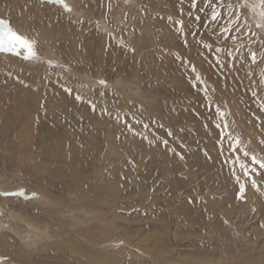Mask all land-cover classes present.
Returning <instances> with one entry per match:
<instances>
[{
	"label": "rangeland",
	"instance_id": "rangeland-1",
	"mask_svg": "<svg viewBox=\"0 0 264 264\" xmlns=\"http://www.w3.org/2000/svg\"><path fill=\"white\" fill-rule=\"evenodd\" d=\"M243 2L225 0L211 22L203 0H69L70 12L0 0L39 56L0 53V206L19 234L40 236L33 260L0 235L14 253L0 263H102L108 252L112 264H153L161 251L176 264H264V170L257 190L231 163L244 151L264 159V18L258 0ZM102 230L103 244L87 238Z\"/></svg>",
	"mask_w": 264,
	"mask_h": 264
},
{
	"label": "snow or ice",
	"instance_id": "snow-or-ice-1",
	"mask_svg": "<svg viewBox=\"0 0 264 264\" xmlns=\"http://www.w3.org/2000/svg\"><path fill=\"white\" fill-rule=\"evenodd\" d=\"M55 3H58L62 5L65 9V11H71V8L69 5L65 2V0H54ZM203 2L211 9L210 14V21L211 22H219L224 15L220 8L224 6L225 0H203ZM258 6L261 9L260 16L264 18V0H258ZM191 7L196 8L197 7V0H192ZM228 8H231L232 5L229 3L227 5ZM237 7H250L253 10L257 7V4H249L248 0H244L243 3H238ZM200 11H204V8H201ZM200 16H196V20H200ZM235 21H239V16H230L224 24L220 26V33L224 35L225 39H227V33L231 32L233 27H237V30H239V27L234 23ZM182 25V22H181ZM183 26V25H182ZM262 25L258 24L257 27H261ZM234 40L236 37H232ZM205 47L211 48V44H206ZM216 52H221L222 49L216 48ZM0 52L5 53H11L16 56H22L24 60L29 59H35L37 56V51L35 49V42L31 40L28 37H25L24 35L18 34L16 31H14L11 27H9V22L3 19H0ZM229 57H232V52L229 51L227 53ZM250 59L251 62L254 64L257 61V54L256 52L250 53ZM219 63V61H217ZM49 64H51V61H48ZM197 80L200 79L199 76L196 77ZM106 83V82H104ZM66 91L71 92V89H66ZM206 91V90H205ZM253 95H256V93H253ZM76 99L79 101L82 99V97L77 94ZM93 106V110H94ZM262 109H264V105L261 106ZM147 127V126H145ZM217 128L220 127L219 124L216 125ZM227 127V125H225ZM169 135H171V132H169ZM221 136L223 137V133H221ZM166 144L167 141H164ZM240 141L239 138H237L233 144L230 146L231 151L233 154L237 152V145H239ZM243 156L246 159H241L239 155H234L231 163L234 166H238L240 169L243 170L244 176L251 182V185L253 188H256L259 190V186L257 184L255 176H259L260 170H264V159L258 158L256 155H250L247 151L243 152ZM250 160V162H249ZM258 166V167H257ZM233 176H235V170L233 169ZM236 181L239 183V192L237 193V199L238 200H244L245 199V192H246V185L244 183L240 182V177L236 176ZM2 195H9V193H2ZM255 211V209H253Z\"/></svg>",
	"mask_w": 264,
	"mask_h": 264
},
{
	"label": "bare ground",
	"instance_id": "bare-ground-1",
	"mask_svg": "<svg viewBox=\"0 0 264 264\" xmlns=\"http://www.w3.org/2000/svg\"><path fill=\"white\" fill-rule=\"evenodd\" d=\"M68 1L69 0H65V2L69 5V7L71 8V5L68 3ZM71 2V1H70ZM46 3H48V2H46ZM50 3H53V2H50ZM57 5V4H56ZM71 11H73L72 10V8H71ZM10 27V26H9ZM12 28V27H11ZM13 29V28H12ZM16 30V28L14 29V31ZM20 33V32H19ZM21 34H23V33H21ZM205 44V43H204ZM209 44V43H208ZM40 53V52H39ZM52 54V53H51ZM53 56H54V54H53ZM39 58V56H36V58L35 59H38ZM34 59V60H35ZM49 59V58H48ZM31 60H33V59H31ZM31 60H30V62H31ZM42 60V59H41ZM47 60V59H46ZM60 61V60H59ZM61 63H63V62H61ZM194 64V63H193ZM51 65V64H50ZM65 66V65H64ZM46 67V66H45ZM50 68V67H49ZM40 69H41V67H40ZM46 69V68H45ZM62 69V68H61ZM51 70V69H50ZM63 70V69H62ZM69 70V69H68ZM67 70V71H68ZM51 71H53V70H51ZM71 71V70H70ZM70 71H68V73L70 72ZM242 71V70H241ZM64 72V71H63ZM243 72V71H242ZM54 73V72H53ZM72 73V72H71ZM70 73V74H71ZM79 73V72H78ZM73 75L75 74L74 72L72 73ZM85 76V75H84ZM73 77V76H72ZM89 77V76H88ZM94 79V78H93ZM204 79V78H203ZM95 80V79H94ZM92 82H93V80H92ZM225 82V81H224ZM80 83V82H79ZM60 86V85H59ZM62 87V86H61ZM222 87V86H221ZM228 94V93H227ZM230 94V93H229ZM264 98V97H263ZM227 102V101H226ZM60 104V103H59ZM251 105H252V103H251ZM56 106H58V105H56ZM60 106V105H59ZM257 121V120H256ZM251 124V123H250ZM247 131V130H246ZM259 134L261 133V132H258ZM71 134V133H70ZM69 135V134H68ZM71 136V135H70ZM28 138V137H27ZM64 139V138H63ZM27 141V140H26ZM57 154V153H56ZM1 180V179H0ZM48 180V179H47ZM49 181V180H48ZM64 185V184H63ZM1 186H2V184H1ZM2 187H4V186H2ZM65 187V186H64ZM1 191V190H0ZM2 192V191H1ZM0 192V193H1ZM78 194V193H77ZM9 195H11V194H9ZM13 195V194H12ZM25 195V194H24ZM38 195V194H37ZM40 196H41V194H40ZM19 198H20V196H18ZM23 197V196H22ZM54 197V196H53ZM34 198H35V201L36 202H38V203H40V205H42V206H47L48 205V203L45 201V200H43L42 198L43 197H37L36 198V196H34L33 198H31L30 200L32 201V200H34ZM77 198V197H76ZM83 199V198H82ZM54 202V201H53ZM52 202V203H53ZM32 203V202H31ZM107 203V202H106ZM109 203V202H108ZM33 204V203H32ZM82 204H83V202H82ZM81 205V204H80ZM114 205V204H113ZM78 206V205H77ZM108 206V205H107ZM55 207H57V206H55ZM118 207V206H117ZM112 209V208H111ZM50 210V209H49ZM6 210L2 207V206H0V212H1V214H0V235H2V234H4V233H7L6 235L10 238V239H13V240H15V243L17 242V244H18V242H19V245L21 244H23V245H30L31 246V244H33L34 242H33V238L35 237L36 239L38 238H40V236H39V234H38V232H36V230H35V232L32 234V235H29V233L24 229V230H22V231H26V233H25V236H22L21 234H19L20 233V231L18 232L15 228H13L12 226H11V224L9 223L11 220H10V218H7L6 216H7V213L5 212ZM55 211H57V210H55ZM53 212V211H52ZM60 212V211H59ZM110 212V211H109ZM51 213V212H50ZM55 213V212H54ZM105 213H106V211H105ZM108 214V213H107ZM71 215V214H70ZM15 217H17V214H15L14 215ZM22 218V217H21ZM94 218H96V217H94ZM113 218V217H112ZM115 218V217H114ZM7 219L8 220H10V221H7ZM23 219V218H22ZM13 220V219H12ZM82 220V219H81ZM102 220V219H101ZM108 220V219H107ZM107 220L106 219H104V222L102 223L103 224V226L106 228V227H108V222H107ZM112 220V219H111ZM22 221V220H21ZM24 223V222H23ZM27 223V222H26ZM8 224V225H7ZM25 224V223H24ZM32 224H28V226H31ZM74 225V224H73ZM101 226V225H100ZM25 227H27V225L25 226ZM33 226H31V228H32ZM2 229H4V230H2ZM101 229H103V228H101ZM108 229V228H107ZM106 230V229H105ZM105 230H102V231H99L98 233L97 232H94V233H89V235L87 236V238H89V239H91L90 241H92L93 243L94 242H97V243H100V244H103V241L105 240V234L106 233H103ZM47 231V230H46ZM75 231V230H74ZM41 232V231H40ZM12 234V235H11ZM43 234H45V233H43ZM75 234H76V232H75ZM107 234H109L108 232H107ZM42 235V234H41ZM46 235V234H45ZM73 235V234H72ZM119 235V234H118ZM43 236V235H42ZM107 236V235H106ZM109 236V235H108ZM121 236V235H120ZM105 237V238H104ZM10 239H7V240H10ZM109 240V239H108ZM36 241V240H35ZM110 241V240H109ZM4 242V252H2L1 251V249H0V252H1V254L3 255V254H10V255H13L14 253H12V243L11 242H9V241H3ZM8 244H7V243ZM83 242V241H82ZM91 242V243H92ZM2 243V242H1ZM1 243H0V246H1ZM80 243V242H79ZM3 244V243H2ZM35 244V243H34ZM60 244H62V243H58V245H60ZM76 244V243H75ZM108 244V243H107ZM158 244V243H157ZM22 245V246H23ZM79 245V244H78ZM110 245V244H109ZM17 246V245H16ZM21 246V247H22ZM82 246V245H81ZM134 246V245H133ZM25 247V246H24ZM37 246L35 245V247L33 248V245L31 246V248H29L27 251H23L21 254H19V255H21V257L23 256V255H25L26 256V258L28 259V257L30 258V259H33L36 255L35 254H38L39 252H38V249L36 248ZM159 247V246H158ZM14 248V247H13ZM17 248V247H16ZM27 248V247H26ZM25 248V249H26ZM79 248H80V246H79ZM101 248V247H100ZM104 248V247H103ZM137 248V247H136ZM106 249H107V247H106ZM125 249H127V248H125ZM74 252L76 251V250H73ZM100 251V250H99ZM135 251H136V249H135ZM98 252V251H97ZM96 252V253H97ZM101 252V251H100ZM106 252H107V250H106ZM134 252V251H133ZM138 252V251H137ZM165 252V251H164ZM24 253H26V254H24ZM96 253H94V254H96ZM99 253V252H98ZM97 253V254H98ZM102 254H99L100 256L102 255V258H101V260H102V263H101V261L100 260H98L97 262H96V260H94L93 262H92V264H112V263H114L115 262V260H114V257L111 255V254H107V253H103V252H101ZM135 253V252H134ZM140 253V252H139ZM145 253H147V252H145ZM156 253H158L157 255H158V257H157V259L155 260V261H153V264H154V262L155 263H157V264H176L175 263V261H178V260H174V258L172 259L171 257L169 258V256H166L163 252H156ZM166 253V252H165ZM94 254H92V255H94ZM96 254V255H97ZM80 255V254H79ZM91 255V256H92ZM154 255V254H153ZM9 256V255H8ZM34 256V257H33ZM81 256V255H80ZM83 256V255H82ZM84 256H85V254H84ZM100 256H99V258H100ZM12 257V256H11ZM21 257H20V259H19V262L21 261ZM135 257V256H134ZM86 258V257H85ZM136 258V257H135ZM83 259V258H82ZM151 259V258H150ZM13 260H14V258H13ZM34 260V259H33ZM93 260V259H92ZM14 261H16V260H14ZM30 261V260H29ZM81 261V260H80ZM87 260H85L84 262H86ZM36 262V261H35ZM67 262H71V261H67ZM83 262V261H82ZM22 263H24V262H22ZM32 263H34V262H32ZM148 263V262H147ZM0 264H3V263H0ZM64 264V263H63ZM65 264H67V263H65ZM135 264V263H134ZM152 264V263H151ZM177 264H178V262H177ZM180 264V263H179Z\"/></svg>",
	"mask_w": 264,
	"mask_h": 264
},
{
	"label": "water",
	"instance_id": "water-1",
	"mask_svg": "<svg viewBox=\"0 0 264 264\" xmlns=\"http://www.w3.org/2000/svg\"><path fill=\"white\" fill-rule=\"evenodd\" d=\"M42 1H49V2H53V3H55L54 0H42ZM56 4H58V3H56ZM58 5H60V4H58ZM60 6H62V5H60ZM62 7H63V6H62ZM63 8H64V7H63ZM0 19H3V18L0 17ZM3 20H5V19H3ZM18 34H19V33H18ZM0 53L13 55V54H11V53H5V52H0ZM13 56H16V55H13ZM16 57H18V58L24 60L22 56H16ZM30 60H31V59H29V60H25V61H30ZM0 214H1V212H0Z\"/></svg>",
	"mask_w": 264,
	"mask_h": 264
}]
</instances>
